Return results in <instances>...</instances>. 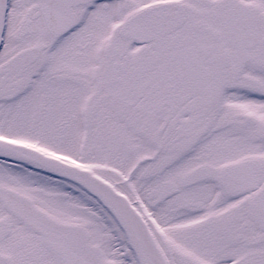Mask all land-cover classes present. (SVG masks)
I'll return each instance as SVG.
<instances>
[{"label":"snow or ice","instance_id":"snow-or-ice-1","mask_svg":"<svg viewBox=\"0 0 264 264\" xmlns=\"http://www.w3.org/2000/svg\"><path fill=\"white\" fill-rule=\"evenodd\" d=\"M0 264H264V0H0Z\"/></svg>","mask_w":264,"mask_h":264}]
</instances>
